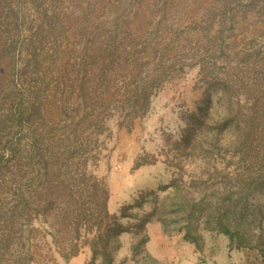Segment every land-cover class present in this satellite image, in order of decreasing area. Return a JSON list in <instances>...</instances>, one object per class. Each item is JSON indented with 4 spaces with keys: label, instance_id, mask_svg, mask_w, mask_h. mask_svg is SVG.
Segmentation results:
<instances>
[{
    "label": "rangeland",
    "instance_id": "obj_1",
    "mask_svg": "<svg viewBox=\"0 0 264 264\" xmlns=\"http://www.w3.org/2000/svg\"><path fill=\"white\" fill-rule=\"evenodd\" d=\"M21 13L0 264H264V0H0V32Z\"/></svg>",
    "mask_w": 264,
    "mask_h": 264
},
{
    "label": "trees",
    "instance_id": "obj_2",
    "mask_svg": "<svg viewBox=\"0 0 264 264\" xmlns=\"http://www.w3.org/2000/svg\"><path fill=\"white\" fill-rule=\"evenodd\" d=\"M19 11H21V8H19ZM26 16L21 14H18L16 16H13V19H7L8 22L5 23V25L3 24L2 26L5 27L6 29H9V35L6 36L5 33L0 32V40L5 38L6 41L5 43H8L10 40L12 41V46H16L17 43V47H20V45H18V39L14 40V35H15V30L19 32V30L22 28V25L25 21ZM2 28V27H0ZM4 28V29H5ZM14 30V32H13ZM0 31H2L0 29ZM20 34V33H17ZM21 35V34H20ZM6 36V37H5ZM4 40L1 42L0 41V80H7L9 79V77H22L21 74H23V71L21 69V65L18 63H15L14 57H15V53L13 55H10V58L7 59L4 56V52L5 50L2 48ZM2 44V45H1ZM16 47V48H17ZM19 50V49H16ZM15 50V51H16ZM29 53L27 52L26 56H27V60L30 61H34V63H36L37 61H39L40 58V62L41 64L39 65L42 70L44 67V64L46 63V58L43 56L44 55V51L45 48L43 47V45H38V46H34V47H29L28 48ZM19 56H22L19 55ZM34 72L37 74V68L34 66ZM28 75H30L29 70L26 69V71L24 72V79H26L28 77ZM19 79L20 82L24 83L22 80V78ZM25 86H21L20 88V93L19 96L17 97V100L15 102V105L9 108V110H11L12 108V113H11V117L14 119V121L16 122V124L19 126V128H21V126L24 124L27 125L32 112L34 110L33 108V104H32V97L31 95L35 94V84L31 85V82L29 84H24ZM34 87V89H33ZM137 93V99H142L145 98L147 95V89L145 87L140 88V89H136ZM27 99H29L27 101ZM9 112V111H8ZM31 147L32 150L35 152V148L37 147V145L35 146L34 143H31ZM18 145L16 144L14 139H5L2 138L0 139V170H6L7 165H8V161L9 159H11L12 157H19V153H18ZM31 157H35V154L31 155ZM33 158H30V160H32ZM33 165L35 166L36 163H33ZM17 198L22 202V206L23 208L20 209L19 211V215L18 217H16V222L20 221L25 217L26 214V210L27 207L29 206L28 204V199L26 197V190L21 187L19 185L18 189H17ZM13 211H12V219H13ZM219 223L224 225V230L225 232H229V230L227 231V227L225 225V223L221 222L219 220Z\"/></svg>",
    "mask_w": 264,
    "mask_h": 264
}]
</instances>
